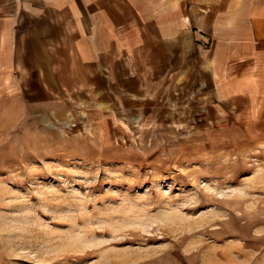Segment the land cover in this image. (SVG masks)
I'll return each instance as SVG.
<instances>
[{
  "label": "rangeland",
  "instance_id": "374dc122",
  "mask_svg": "<svg viewBox=\"0 0 264 264\" xmlns=\"http://www.w3.org/2000/svg\"><path fill=\"white\" fill-rule=\"evenodd\" d=\"M192 63L77 102L0 94V264H264V134L221 120Z\"/></svg>",
  "mask_w": 264,
  "mask_h": 264
},
{
  "label": "crops",
  "instance_id": "0c3cea01",
  "mask_svg": "<svg viewBox=\"0 0 264 264\" xmlns=\"http://www.w3.org/2000/svg\"><path fill=\"white\" fill-rule=\"evenodd\" d=\"M192 60L219 118L264 134V0H0L1 95L77 102Z\"/></svg>",
  "mask_w": 264,
  "mask_h": 264
}]
</instances>
